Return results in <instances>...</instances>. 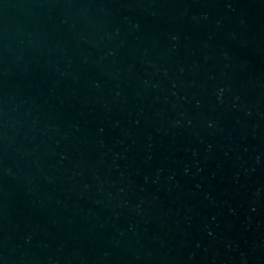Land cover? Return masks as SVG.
<instances>
[{
  "label": "water",
  "instance_id": "95a60500",
  "mask_svg": "<svg viewBox=\"0 0 264 264\" xmlns=\"http://www.w3.org/2000/svg\"><path fill=\"white\" fill-rule=\"evenodd\" d=\"M0 264H264V0H0Z\"/></svg>",
  "mask_w": 264,
  "mask_h": 264
}]
</instances>
